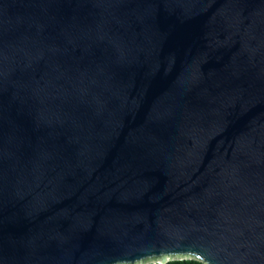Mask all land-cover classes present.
<instances>
[{
	"label": "water",
	"instance_id": "water-1",
	"mask_svg": "<svg viewBox=\"0 0 264 264\" xmlns=\"http://www.w3.org/2000/svg\"><path fill=\"white\" fill-rule=\"evenodd\" d=\"M264 264V0H0V264Z\"/></svg>",
	"mask_w": 264,
	"mask_h": 264
},
{
	"label": "trees",
	"instance_id": "trees-1",
	"mask_svg": "<svg viewBox=\"0 0 264 264\" xmlns=\"http://www.w3.org/2000/svg\"><path fill=\"white\" fill-rule=\"evenodd\" d=\"M156 264H158V263H156ZM166 264H205V263L198 260V259H184V260L170 261Z\"/></svg>",
	"mask_w": 264,
	"mask_h": 264
}]
</instances>
